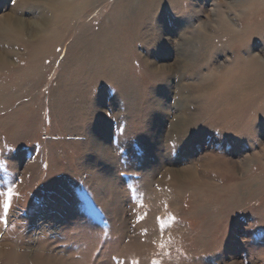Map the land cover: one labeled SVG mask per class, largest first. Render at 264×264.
<instances>
[{
    "label": "rangeland",
    "instance_id": "rangeland-1",
    "mask_svg": "<svg viewBox=\"0 0 264 264\" xmlns=\"http://www.w3.org/2000/svg\"><path fill=\"white\" fill-rule=\"evenodd\" d=\"M116 1L0 36V264H264V0Z\"/></svg>",
    "mask_w": 264,
    "mask_h": 264
},
{
    "label": "bare ground",
    "instance_id": "bare-ground-1",
    "mask_svg": "<svg viewBox=\"0 0 264 264\" xmlns=\"http://www.w3.org/2000/svg\"><path fill=\"white\" fill-rule=\"evenodd\" d=\"M95 1L97 2V0H78V1L77 0L76 1H72V0H19L14 8H10L9 13L5 14V18L0 22V36H2L3 39H5V40L7 39V40H9L12 43V42H14V40L15 41H17V40L23 41V39L25 38V36L27 34L31 35L33 38H35V42L33 41L31 43L30 47H32V49L34 51V56L36 57L40 53L42 54L44 52H49V48H51L50 46L52 45L51 37H53L54 34L56 33V30L54 28V25H55L54 22L55 21L57 22V20L58 21L59 20L60 21L63 20V21H66V22H71L74 18H76V19L80 18L81 14H83L86 9H88L94 3H96ZM134 1L136 2V0H118V1H116V3L117 2L118 3H122V2L125 3V5H126L125 8H127L128 10L125 9L127 11L126 13L122 12V11L121 12L119 11L117 13L119 15H116V17L113 16L112 20L115 19L114 21L116 23V22L120 21V19L122 18L123 22L130 23L134 19H137V17H143V19H145V18L148 17V14L146 12V11H148L147 8L148 9L149 8H154V7H156V5H159L160 2L163 3V4H167L170 0H137V5H136V3L134 5ZM241 1H243V0H241ZM171 2L176 3L175 0H173ZM171 2H169L170 5H171ZM163 4H161V5H163ZM251 6H253V5H251ZM260 7H261V5H260ZM134 8H136V10H134ZM22 10H24V13L22 12V15L26 14V13L31 15V14H35L37 11H40V12L43 13V16H42L40 22L32 24L31 22H27V20H25L22 17V15H19V12L22 11ZM46 11L51 12V15L49 16L48 12L45 13ZM132 11H133V13L136 11L135 15H132L133 14ZM152 11H154V10H152ZM17 12H18V14L16 15ZM122 14H123V16L121 17ZM128 16H129V18H128ZM151 16H153V15H151ZM35 24H36V26L38 25L37 28L35 27ZM219 27H221V26H219ZM251 28H252V30H256V29L258 30V28H261V27L258 24L255 23L254 26H252ZM73 30H74V28H73ZM100 30H102V32ZM99 31L101 32L100 34H95V36H97V38L100 37L101 34H105L103 29H99ZM229 32L230 31H228L227 34ZM248 32H249V29L248 30L245 29L244 31H239L238 30L237 34H235L236 35L235 37L238 36L240 39L241 38H245V36L249 35ZM182 35L185 36V34H182ZM222 35L224 36V34H222ZM197 39L199 40L200 37L199 38L197 37ZM204 40H207V39H204ZM0 41L2 43V40H0ZM182 42H185V41H182ZM183 47H185V46H183ZM183 47L181 48L182 50H181L179 56L182 57V58H185L186 57L185 56L186 50H184ZM11 48H12L11 49L12 52L10 51V53L13 54L15 51H14L13 47H11ZM82 48H80V49H82ZM6 51L5 50L0 51V67H2V66L5 67L7 65H10V63L12 64V62H10L6 58V55H5L7 53ZM83 55H85V54H83ZM98 55H100V54H98ZM186 55H188V54H186ZM191 60H192V58H191ZM247 61H248L247 63L250 65V67L251 66H255L254 69H264V67H261L258 64L256 65V62H258L259 60L258 61L256 59L254 60L253 57L248 59ZM258 75H260V76L262 75V71L261 70H259L257 72V76ZM188 122L189 123L191 122V120L189 118H187L185 116L184 117H180L179 119H177V123H175L173 125V127H174V129H176L178 131V133H180L182 130H184L186 128V125L188 124ZM177 131H175V132H177ZM190 177L191 176H189V178Z\"/></svg>",
    "mask_w": 264,
    "mask_h": 264
},
{
    "label": "snow or ice",
    "instance_id": "snow-or-ice-1",
    "mask_svg": "<svg viewBox=\"0 0 264 264\" xmlns=\"http://www.w3.org/2000/svg\"><path fill=\"white\" fill-rule=\"evenodd\" d=\"M14 195L16 194L12 187H8L6 192L0 193V196H3V201H2L3 217H0V222H3L5 226H7V216L11 208V202ZM161 227L163 228L164 225H161ZM133 264H138V262L134 261ZM154 264H156V262H154Z\"/></svg>",
    "mask_w": 264,
    "mask_h": 264
}]
</instances>
